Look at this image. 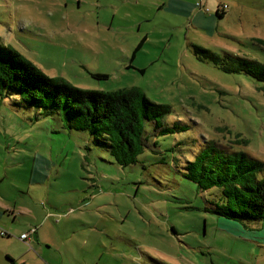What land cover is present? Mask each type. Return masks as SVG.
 <instances>
[{
	"label": "rangeland",
	"instance_id": "1",
	"mask_svg": "<svg viewBox=\"0 0 264 264\" xmlns=\"http://www.w3.org/2000/svg\"><path fill=\"white\" fill-rule=\"evenodd\" d=\"M161 1L0 0V43L46 75L84 90L139 88L171 106L167 124L188 128L155 136L148 124V146L122 167L59 115L0 95V264H264V224L206 212L217 189L185 175L211 144L264 162V82L193 46L263 63L253 38L264 39V0H206L204 14L216 16V1L227 16L193 24Z\"/></svg>",
	"mask_w": 264,
	"mask_h": 264
},
{
	"label": "trees",
	"instance_id": "2",
	"mask_svg": "<svg viewBox=\"0 0 264 264\" xmlns=\"http://www.w3.org/2000/svg\"><path fill=\"white\" fill-rule=\"evenodd\" d=\"M254 43L264 49V40ZM193 46L199 59L213 62L224 72L244 73L264 82V62L229 53L221 57ZM93 76L108 78L101 74ZM0 95H17L23 105L43 110L40 115L44 117L59 115L67 129L87 132L93 143L107 149L122 167L136 164L148 146V124L155 136L188 131L178 123L167 124L165 119L171 114V106L150 100L139 88L114 92L80 89L61 78L49 77L17 50L1 43ZM185 175L202 191L217 189L214 196L218 199L205 208L206 212L253 230L264 224V162L246 152L228 151L211 144L210 149L188 161ZM1 235L10 237L4 232Z\"/></svg>",
	"mask_w": 264,
	"mask_h": 264
},
{
	"label": "crops",
	"instance_id": "3",
	"mask_svg": "<svg viewBox=\"0 0 264 264\" xmlns=\"http://www.w3.org/2000/svg\"><path fill=\"white\" fill-rule=\"evenodd\" d=\"M206 3L208 4V2H206V0H192L190 2H189V0H162L160 4H161V7L163 9L168 10L170 12H173L176 16L184 17L187 21L189 20L192 24L195 23V21L197 19L203 20L204 18L210 19L213 21H217L218 23H221V20H223L227 16V13H226L227 11L224 10V8H226V7L224 6V8H223L222 7L223 5L218 4V2L215 1L212 6L215 10L216 16H213V14L212 15L211 14L206 15L202 11ZM210 4H211V2H210ZM196 7H198L199 10L196 11V13H194V9H196ZM210 8H211V6L209 8H206L207 12H209V13L212 11ZM189 9L192 11L191 14H193V15H191V14L189 15V12H191V11H189ZM218 13H220V16L218 15ZM258 39L264 40L260 37H254L253 38V40H258ZM0 210H2L1 207H0ZM4 210H8V209H4ZM38 232L39 231L37 230L35 233L37 236H38ZM24 234H22V235H24ZM29 238H32L31 234H28L27 239H29ZM11 260H13V259H11ZM16 263L17 264L18 263L23 264V263H21L20 259L19 260L14 259V263L10 262V264H16Z\"/></svg>",
	"mask_w": 264,
	"mask_h": 264
},
{
	"label": "built area",
	"instance_id": "4",
	"mask_svg": "<svg viewBox=\"0 0 264 264\" xmlns=\"http://www.w3.org/2000/svg\"><path fill=\"white\" fill-rule=\"evenodd\" d=\"M23 238H26V235L22 236V239H23Z\"/></svg>",
	"mask_w": 264,
	"mask_h": 264
}]
</instances>
